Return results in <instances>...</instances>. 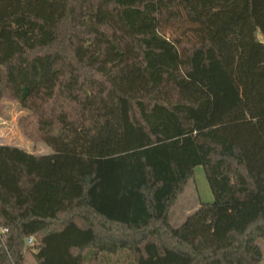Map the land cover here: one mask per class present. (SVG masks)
<instances>
[{
  "label": "trees",
  "instance_id": "obj_1",
  "mask_svg": "<svg viewBox=\"0 0 264 264\" xmlns=\"http://www.w3.org/2000/svg\"><path fill=\"white\" fill-rule=\"evenodd\" d=\"M2 98L52 153L0 144V264H264V0H0Z\"/></svg>",
  "mask_w": 264,
  "mask_h": 264
},
{
  "label": "rangeland",
  "instance_id": "obj_2",
  "mask_svg": "<svg viewBox=\"0 0 264 264\" xmlns=\"http://www.w3.org/2000/svg\"><path fill=\"white\" fill-rule=\"evenodd\" d=\"M168 35L172 38L192 37L202 38V32L186 21H175ZM259 37L263 39L261 33ZM30 112L21 104L11 98L0 100V144L19 146L25 150L38 153L50 154L52 149L44 142H36L31 139L20 125V119ZM215 200L213 191L209 184L207 174L203 165L194 168L193 179L187 184L183 194L170 211V222L173 226L182 225L187 217L197 210L202 202H213ZM264 254V239L259 240ZM35 246L26 249L24 264H38L35 258ZM100 264H136L134 256L129 250H122L117 254L103 252L100 255Z\"/></svg>",
  "mask_w": 264,
  "mask_h": 264
},
{
  "label": "built area",
  "instance_id": "obj_3",
  "mask_svg": "<svg viewBox=\"0 0 264 264\" xmlns=\"http://www.w3.org/2000/svg\"><path fill=\"white\" fill-rule=\"evenodd\" d=\"M9 228L6 227V226H0V245L1 244H4L5 242V239L9 233ZM34 244V238L33 237H30L28 240H27V246H31Z\"/></svg>",
  "mask_w": 264,
  "mask_h": 264
}]
</instances>
